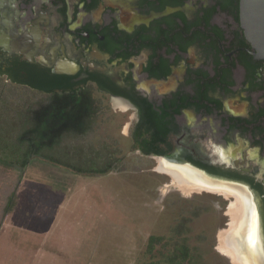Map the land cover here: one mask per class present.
<instances>
[{"label":"flooded vegetation","instance_id":"obj_1","mask_svg":"<svg viewBox=\"0 0 264 264\" xmlns=\"http://www.w3.org/2000/svg\"><path fill=\"white\" fill-rule=\"evenodd\" d=\"M252 53L239 0H0L1 78L47 98L90 90L97 118L105 100L130 111L141 156L241 194L246 245L256 232L264 259V61Z\"/></svg>","mask_w":264,"mask_h":264},{"label":"rangeland","instance_id":"obj_2","mask_svg":"<svg viewBox=\"0 0 264 264\" xmlns=\"http://www.w3.org/2000/svg\"><path fill=\"white\" fill-rule=\"evenodd\" d=\"M46 99L0 78L3 131L10 132L14 121L16 138L20 115ZM101 104L93 130L75 145L119 148L121 161L108 174L79 175L43 158L23 173L0 170V264H143L158 260L159 254L145 253L151 236L187 238L203 264H232L220 250V236L231 228L235 197L206 190L182 193L172 174L159 171V159L134 150L131 112L116 113L106 100ZM13 190L17 206L1 224ZM184 218L186 230L175 233Z\"/></svg>","mask_w":264,"mask_h":264},{"label":"trees","instance_id":"obj_3","mask_svg":"<svg viewBox=\"0 0 264 264\" xmlns=\"http://www.w3.org/2000/svg\"><path fill=\"white\" fill-rule=\"evenodd\" d=\"M9 79L13 83H21L18 76L12 75ZM29 85L34 88L37 86ZM39 89L46 91L45 88ZM98 111L90 90L84 95L70 89L62 93L55 92L45 102L27 108L20 115V132L16 138H13V132L17 124L10 122V132H4L5 126L0 117V170L23 173L35 159L43 158L79 175L108 174L121 161L118 158L121 154L119 148L107 144L98 148L91 144L75 145V141L85 138L93 130ZM67 140L75 143L65 146ZM16 206L17 192L13 190L2 208L1 224ZM188 221V218H184L174 230L175 233L184 232ZM169 247L172 249L164 251ZM145 253L153 258L156 254L159 256L158 260L143 264H203L202 255L190 247L187 238L179 240L175 236H151Z\"/></svg>","mask_w":264,"mask_h":264},{"label":"bare ground","instance_id":"obj_4","mask_svg":"<svg viewBox=\"0 0 264 264\" xmlns=\"http://www.w3.org/2000/svg\"><path fill=\"white\" fill-rule=\"evenodd\" d=\"M159 171L172 174L174 177L173 184L176 185L180 189V191L184 194H190L195 191L198 192V191L206 190V191H212V192L221 193L227 196L235 197L237 203L232 204L230 208V214L232 217V223L230 225L231 228L228 232L221 234L220 250L221 252L226 254L228 257H230L234 264H244L242 260L243 257L241 258V256H239L240 253L238 250V239L240 236L238 231L240 232L241 224L245 217L244 208H243L244 203L241 204V194L238 192H234L232 190L224 189L221 187H212L210 185L201 183L196 179L195 177L196 174L194 175L193 172L185 170L184 168H182L181 170L180 168L171 167L167 163H164V160L162 159L159 160ZM180 171H183L184 173L183 172L180 173ZM187 174L192 176V178L190 179V177ZM250 235H251L250 236V239H251L250 247L253 251L258 253L259 246L257 244V240L255 237L254 238L252 237V234Z\"/></svg>","mask_w":264,"mask_h":264},{"label":"water","instance_id":"obj_5","mask_svg":"<svg viewBox=\"0 0 264 264\" xmlns=\"http://www.w3.org/2000/svg\"><path fill=\"white\" fill-rule=\"evenodd\" d=\"M239 6L241 28L247 42L253 50L252 54L257 60L264 61V0H239ZM158 158L164 160L166 163L173 164L171 161L165 160L161 157ZM193 174H196L195 177L199 182L207 185L211 184L210 180L200 177L195 172ZM244 213H246L245 208ZM244 219L246 220V217ZM238 233L240 235L238 239L239 256H241V258L243 257L242 260L244 264H264L260 248L258 253L253 251L250 247V240L247 242L248 245H246L245 222H242L240 232L238 231ZM252 237H255L257 240L256 232L252 233ZM228 258L231 260V263L234 264L232 259L230 257Z\"/></svg>","mask_w":264,"mask_h":264}]
</instances>
